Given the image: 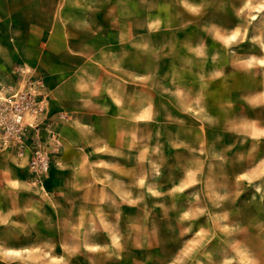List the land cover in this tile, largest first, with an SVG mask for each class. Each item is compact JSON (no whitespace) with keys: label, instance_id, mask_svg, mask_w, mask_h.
Here are the masks:
<instances>
[{"label":"rangeland","instance_id":"obj_1","mask_svg":"<svg viewBox=\"0 0 264 264\" xmlns=\"http://www.w3.org/2000/svg\"><path fill=\"white\" fill-rule=\"evenodd\" d=\"M182 4L155 43L210 45L197 112L123 123L75 207L25 169L37 191L0 193V264H264V0Z\"/></svg>","mask_w":264,"mask_h":264},{"label":"crops","instance_id":"obj_2","mask_svg":"<svg viewBox=\"0 0 264 264\" xmlns=\"http://www.w3.org/2000/svg\"><path fill=\"white\" fill-rule=\"evenodd\" d=\"M184 1L192 13L201 0H0V83L19 87V68L42 81L38 134L55 147L42 185L63 207L84 199L85 160L116 150L123 123L148 126L159 112L179 122L197 112L210 45L155 43L180 31L168 18ZM205 80L216 82L211 71ZM25 169L26 158L0 148V193L37 191ZM9 213L0 199L1 222Z\"/></svg>","mask_w":264,"mask_h":264},{"label":"built area","instance_id":"obj_3","mask_svg":"<svg viewBox=\"0 0 264 264\" xmlns=\"http://www.w3.org/2000/svg\"><path fill=\"white\" fill-rule=\"evenodd\" d=\"M17 72L22 74V80L16 89L9 90L0 83V148L11 149L17 157L26 158L34 182L41 184V177L48 173L55 152V147L44 143L38 134V117L46 108L41 94L42 81L22 68ZM45 130L49 140L57 146L54 133L48 127Z\"/></svg>","mask_w":264,"mask_h":264}]
</instances>
